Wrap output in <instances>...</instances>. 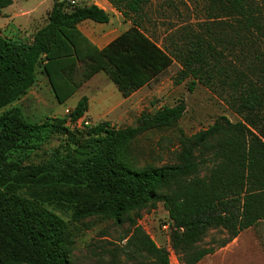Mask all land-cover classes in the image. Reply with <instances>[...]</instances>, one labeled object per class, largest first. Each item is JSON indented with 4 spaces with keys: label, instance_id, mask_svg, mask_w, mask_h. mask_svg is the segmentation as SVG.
<instances>
[{
    "label": "trees",
    "instance_id": "16d2710c",
    "mask_svg": "<svg viewBox=\"0 0 264 264\" xmlns=\"http://www.w3.org/2000/svg\"><path fill=\"white\" fill-rule=\"evenodd\" d=\"M107 1L133 25L103 48L79 28L85 20L109 23L110 15L97 4L68 8L66 0H55L47 23L28 42L0 33V96L5 98L4 104L28 93L37 80L40 63L59 103L66 102L100 71L124 96L164 72L171 54L146 35L134 17L142 15L150 0ZM213 2L222 23L211 26L203 37L185 35V45L174 52L183 64L178 82L192 77L189 90L198 83L229 90L230 106L244 120L234 123L226 116L219 117L187 139L179 163L139 169L127 159L125 147L148 131L176 124L186 111L183 100L154 113L143 112L135 126L116 128L106 121L97 124L84 145L87 157L79 163L57 156L42 164L27 161L57 129H66L68 119L74 123L85 116L87 96L57 123L31 122L21 107L0 116V226L37 253L38 258L27 259L28 264L71 263L63 220L51 211L30 208L14 193L1 189L13 176L45 180L55 175L66 182L83 181L98 198L76 212L77 218L106 216L120 224L129 213L162 202L174 225L172 243L185 264H197L214 252V248L194 246L217 221L230 222V236L222 246L264 220V86H253L254 67L264 62V0ZM11 4L12 0H0V18ZM217 29L222 37L217 36ZM231 49L249 50L236 67L225 54ZM253 56L259 61L253 62ZM79 65L84 66L80 82L74 78ZM259 73L264 74V65ZM203 172L208 176L201 177ZM220 206L227 207L232 221L216 213ZM122 253L133 264L139 263L138 257L146 258V264H170L167 249L159 247L140 226L134 228Z\"/></svg>",
    "mask_w": 264,
    "mask_h": 264
},
{
    "label": "rangeland",
    "instance_id": "374dc122",
    "mask_svg": "<svg viewBox=\"0 0 264 264\" xmlns=\"http://www.w3.org/2000/svg\"><path fill=\"white\" fill-rule=\"evenodd\" d=\"M66 1L68 8L91 4L104 9L106 7L104 0ZM54 2L55 0H12V4L4 9L0 18V33L10 39L28 42L47 23ZM107 12L110 15L109 23H82V29L104 36L106 41H112L125 32L124 23H128L127 27H132L131 19L126 20L112 5L111 12ZM216 16L213 0H150L144 5L142 15L134 17L139 19L140 28L146 35L171 54V62L164 72L129 96H124L109 76L100 71L84 81L66 102L59 103L40 63L36 70L37 80L26 95L8 104H4L5 98L0 96V116L8 110L21 107L24 117L31 122L43 123L50 120L57 123L58 119L68 117L83 96L91 99V106L89 104L87 113L78 121L71 123L68 119L64 126L66 129H57L48 140L41 143L27 162L42 164L53 160L54 156L61 160L65 158L67 162H82L87 157L84 147L86 139L97 124L106 121L116 128L135 126L143 112L154 113L163 106H174L181 100L185 103L186 111L176 124L148 131L126 145L127 159L134 167L142 169L177 164L180 153L188 145L187 139L213 125L219 117L226 116L234 123L243 121V115L230 106L229 90L216 85L212 89L202 83H198L194 90H189L192 77L178 82L182 77L183 64L174 52L185 45V35L189 38L195 35L203 37L211 26L220 25L222 18ZM216 31L217 36L222 37L220 30ZM223 31L226 32L225 29ZM228 32L235 36L234 32ZM214 39L217 44V39ZM248 51H226L227 61L236 67L238 60L246 56ZM257 61L259 59L256 60L253 56V62ZM263 65L264 62L260 61L254 67L255 87L264 86V74L259 73ZM83 73L84 66L79 65L74 72L76 81L82 80ZM207 174L208 172H203L201 177L205 178ZM1 189L7 194L14 193L28 207L37 211H51L63 220V237L71 264H133V261L126 260L122 249L136 226L142 227L159 247L167 249L170 264H185L172 243L174 225L162 202L156 207L133 211L122 223L117 224L106 216H75L76 212L87 208L98 198L83 181L66 182L55 175L45 180L13 176ZM225 208L227 207H218L216 213L231 215ZM227 217L232 221V216ZM225 221H217L207 230L202 241L194 246L215 249L197 264H262L263 260L256 253L259 246L264 248V220L243 229L236 238L221 246L230 236V222ZM165 224L170 225V231L164 229ZM31 258H38L37 253L21 239H17L10 230L0 226V264H28L27 259ZM137 261V264L148 262L146 258L140 257Z\"/></svg>",
    "mask_w": 264,
    "mask_h": 264
},
{
    "label": "crops",
    "instance_id": "0c3cea01",
    "mask_svg": "<svg viewBox=\"0 0 264 264\" xmlns=\"http://www.w3.org/2000/svg\"><path fill=\"white\" fill-rule=\"evenodd\" d=\"M104 1H106L104 4L106 5V7H105V10L107 11V10H109V12H111V4L107 1V0H104ZM113 7V6H112ZM103 8V7H102ZM90 22H93V23H95L94 21H92V20H85L84 22H82L83 24H87V23H90ZM81 23V24H82ZM81 24L79 25V28L81 29V31L84 33V35L85 36H87L93 43H95L98 47H100V48H103L104 46H106L107 44H109L110 42H111V39L109 40V41H106V37H102V36H99V35H95V34H93V33H90L89 31L88 32H85L83 29H82V27H81ZM99 24V23H98ZM128 23H124V26H126V29H125V31L126 30H128L130 27H127L128 25H127ZM111 31V30H110ZM109 34H111V33H109ZM89 104H90V106H91V99H89ZM240 239V237L237 239V242H238V240ZM236 241V240H235ZM260 247V249H259V251L256 253V255H257V257H259V258H261L262 260H263V263L262 264H264V252H263V246H259Z\"/></svg>",
    "mask_w": 264,
    "mask_h": 264
},
{
    "label": "built area",
    "instance_id": "2783aa9c",
    "mask_svg": "<svg viewBox=\"0 0 264 264\" xmlns=\"http://www.w3.org/2000/svg\"><path fill=\"white\" fill-rule=\"evenodd\" d=\"M163 227H164V229L167 230V232L170 231V225L169 224H165Z\"/></svg>",
    "mask_w": 264,
    "mask_h": 264
}]
</instances>
